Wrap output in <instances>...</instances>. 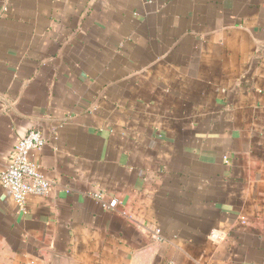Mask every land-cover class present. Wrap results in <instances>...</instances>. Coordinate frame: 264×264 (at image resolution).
I'll use <instances>...</instances> for the list:
<instances>
[{
  "label": "crops",
  "instance_id": "obj_1",
  "mask_svg": "<svg viewBox=\"0 0 264 264\" xmlns=\"http://www.w3.org/2000/svg\"><path fill=\"white\" fill-rule=\"evenodd\" d=\"M30 130L0 264H264V0H0V173Z\"/></svg>",
  "mask_w": 264,
  "mask_h": 264
},
{
  "label": "built area",
  "instance_id": "obj_2",
  "mask_svg": "<svg viewBox=\"0 0 264 264\" xmlns=\"http://www.w3.org/2000/svg\"><path fill=\"white\" fill-rule=\"evenodd\" d=\"M46 141L37 130H30L13 147L9 154L6 169L0 173V186L14 199L18 207L24 209L31 198H46L52 188V182L46 178L40 167L31 160V154L39 152L45 146ZM106 209H115L117 200L109 203L104 201L100 193L93 195ZM223 234L213 231L211 239L214 242L223 240ZM153 238L161 242L163 240L160 230H155Z\"/></svg>",
  "mask_w": 264,
  "mask_h": 264
}]
</instances>
